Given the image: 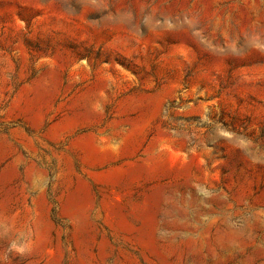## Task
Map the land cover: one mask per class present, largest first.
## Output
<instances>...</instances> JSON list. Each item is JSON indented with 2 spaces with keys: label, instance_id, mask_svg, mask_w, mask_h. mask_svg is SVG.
Segmentation results:
<instances>
[{
  "label": "rangeland",
  "instance_id": "1",
  "mask_svg": "<svg viewBox=\"0 0 264 264\" xmlns=\"http://www.w3.org/2000/svg\"><path fill=\"white\" fill-rule=\"evenodd\" d=\"M0 264H264V0H0Z\"/></svg>",
  "mask_w": 264,
  "mask_h": 264
}]
</instances>
